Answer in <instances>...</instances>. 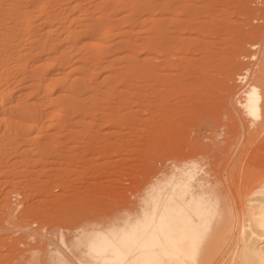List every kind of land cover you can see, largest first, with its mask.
<instances>
[{
  "label": "rangeland",
  "instance_id": "obj_1",
  "mask_svg": "<svg viewBox=\"0 0 264 264\" xmlns=\"http://www.w3.org/2000/svg\"><path fill=\"white\" fill-rule=\"evenodd\" d=\"M171 163L192 264H262L264 0H0V264L104 263Z\"/></svg>",
  "mask_w": 264,
  "mask_h": 264
},
{
  "label": "bare ground",
  "instance_id": "obj_2",
  "mask_svg": "<svg viewBox=\"0 0 264 264\" xmlns=\"http://www.w3.org/2000/svg\"><path fill=\"white\" fill-rule=\"evenodd\" d=\"M74 24V21L70 22L69 28ZM255 105L256 98L252 96L247 107L254 108ZM205 187L208 190L207 184L196 181L194 167H181L174 163L165 178L152 186L144 202L146 210L142 219L124 232H118L116 243L92 244L94 256L100 255V259L105 261L102 264H121L122 261L127 264H192L197 236L210 219L207 220V205L211 197L208 192L206 197H199ZM255 209V221L262 226L264 238V206L257 205ZM104 252H110V255H101ZM261 252L255 253L257 260L261 259ZM58 256L56 253L50 255V264H74L71 259L69 262L67 257Z\"/></svg>",
  "mask_w": 264,
  "mask_h": 264
},
{
  "label": "snow or ice",
  "instance_id": "obj_3",
  "mask_svg": "<svg viewBox=\"0 0 264 264\" xmlns=\"http://www.w3.org/2000/svg\"><path fill=\"white\" fill-rule=\"evenodd\" d=\"M121 264H127L126 261H122ZM136 264H143V262H136ZM262 264H264V261H262Z\"/></svg>",
  "mask_w": 264,
  "mask_h": 264
}]
</instances>
